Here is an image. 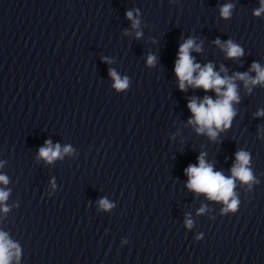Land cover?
<instances>
[{
    "label": "clouds",
    "instance_id": "9594fccd",
    "mask_svg": "<svg viewBox=\"0 0 264 264\" xmlns=\"http://www.w3.org/2000/svg\"><path fill=\"white\" fill-rule=\"evenodd\" d=\"M261 7L255 10L254 15L259 16L264 12V0H260ZM232 4H225L221 7V16L228 18L231 15ZM127 18L132 20L133 28L139 26V20L133 18L132 11L126 13ZM141 36L140 32H137V37ZM215 43L220 46L225 52L228 58H237L243 55L242 49L234 44L231 40L224 44H221L219 40ZM200 51V46L195 43L193 39H187L179 47L177 59L175 61L174 72L179 80V88L181 91L186 90V86L194 88H201L205 91L214 90L217 94V99L213 100L211 97L205 96L202 101L193 98L188 103V109L193 114L188 123L196 125L197 133L207 132V135L215 140L217 137V131L214 129H221L230 126L231 119L235 115L232 107V102H238L237 86L235 80H240L245 83V87L249 84L256 85L264 83V68L258 63H253L250 71L257 73L255 78L249 77L248 73H235L233 77H221L219 73L214 72L213 65L211 63L206 64L201 68L200 64L194 63V58L190 55V51ZM155 56L149 55L148 64L154 65ZM223 71V68L221 69ZM196 73L194 76L193 74ZM110 76L115 81V87L117 89H124L127 87L128 80L121 78L115 71H110ZM257 115H264V112H258ZM70 148L65 147L64 152L67 153ZM60 145L57 144L55 148L52 147L50 141H46V146L39 149V155L51 162L60 156ZM237 163L231 169L232 177L226 178L221 172L213 171V166L207 163L202 153L198 157V166L189 165L185 169V174L189 177L187 187L196 192H202L207 194L209 199L220 200L227 204V208L224 211L235 210L237 207V200L229 199L233 197L234 179H239L244 183H248L253 179L250 169L247 167L249 163V154L244 151H238L236 153ZM0 182L7 183V178L0 176ZM8 193L0 190V202L7 199ZM100 205L102 208L108 209L112 205L107 200H101ZM4 208L3 211H7ZM203 211V209H201ZM187 226L191 227V220L186 221ZM17 246L7 239L5 233L0 232V264H9V261L13 255L10 251ZM18 249L16 255L18 256Z\"/></svg>",
    "mask_w": 264,
    "mask_h": 264
}]
</instances>
